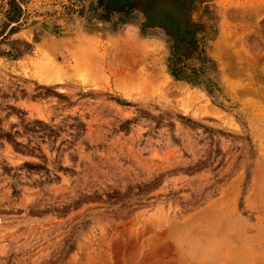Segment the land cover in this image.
I'll list each match as a JSON object with an SVG mask.
<instances>
[{"label":"rangeland","instance_id":"374dc122","mask_svg":"<svg viewBox=\"0 0 264 264\" xmlns=\"http://www.w3.org/2000/svg\"><path fill=\"white\" fill-rule=\"evenodd\" d=\"M0 264H264V0H0Z\"/></svg>","mask_w":264,"mask_h":264},{"label":"clouds","instance_id":"9594fccd","mask_svg":"<svg viewBox=\"0 0 264 264\" xmlns=\"http://www.w3.org/2000/svg\"><path fill=\"white\" fill-rule=\"evenodd\" d=\"M146 17H144L141 21H139L138 23H133V24H130V25H126L125 26V33L127 31L128 28H133L138 36V38H145L143 35H142V25H144L146 23ZM152 31H160L162 32V30H159V29H153ZM148 39H152L154 40L158 46L160 48H166L167 47V40L164 36L162 35H151V36H148L147 37Z\"/></svg>","mask_w":264,"mask_h":264},{"label":"bare ground","instance_id":"6f19581e","mask_svg":"<svg viewBox=\"0 0 264 264\" xmlns=\"http://www.w3.org/2000/svg\"><path fill=\"white\" fill-rule=\"evenodd\" d=\"M83 56V55H82ZM82 60V59H81ZM77 61V60H76ZM83 61V60H82Z\"/></svg>","mask_w":264,"mask_h":264}]
</instances>
